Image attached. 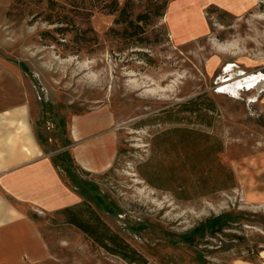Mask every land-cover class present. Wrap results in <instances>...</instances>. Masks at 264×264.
I'll return each mask as SVG.
<instances>
[{
    "label": "rangeland",
    "instance_id": "rangeland-1",
    "mask_svg": "<svg viewBox=\"0 0 264 264\" xmlns=\"http://www.w3.org/2000/svg\"><path fill=\"white\" fill-rule=\"evenodd\" d=\"M258 73L264 0H0V113L25 111L55 202L67 198L45 210L29 199L42 198L45 180L22 168L38 188L20 203L46 248L37 264H136L54 215L82 201L146 264H264V81L249 91L238 84ZM200 94L216 106L210 127L183 121L184 113L174 121L177 109L171 120L158 116ZM100 112L111 126L73 137V117ZM177 128L221 142L232 189L188 185L194 160L207 173L211 159L188 143L173 148ZM110 134L111 166L81 168L75 150ZM180 191L206 194L183 200L173 194Z\"/></svg>",
    "mask_w": 264,
    "mask_h": 264
},
{
    "label": "trees",
    "instance_id": "trees-1",
    "mask_svg": "<svg viewBox=\"0 0 264 264\" xmlns=\"http://www.w3.org/2000/svg\"><path fill=\"white\" fill-rule=\"evenodd\" d=\"M175 116L174 121H178V114H187V117L182 118L183 121L194 125H202L210 127L213 122V114L217 113L214 102L208 98L205 94L197 95L183 103L174 105L171 108L161 110L158 114L164 120H171L173 110ZM191 119V120H190ZM177 134L176 144L173 143V148L182 144H190L193 149V154L198 157L208 155L211 159V169L206 173L201 168V161L195 159L193 164L190 166L192 170L193 179L190 187L194 189L203 188L209 184L208 193L216 191L232 189L234 187V177L231 169L226 168L218 159V155L222 152L221 142L212 135L202 134V132L195 129L177 128L170 131V133ZM187 156L189 153L184 152ZM147 166V165H145ZM182 166H185L184 164ZM178 166H171L169 173L174 176L177 173ZM146 181L154 187H164L154 183L153 180L144 176ZM179 189H184L185 184H175ZM207 193V194H208ZM177 199H189L190 197H202L206 193L194 194L192 196L186 195L185 191L173 192ZM54 215L61 216L62 222L70 224L90 239H92L98 246L103 248L105 251L117 255L123 260L130 263L146 264L147 260L141 256L136 250H134L129 244H127L120 236L112 232L105 222L100 218L93 206L82 201L79 204L73 206H66L54 212ZM228 228L223 229H235L236 226H227ZM206 234L202 232L201 238H206ZM227 234H224L226 236Z\"/></svg>",
    "mask_w": 264,
    "mask_h": 264
},
{
    "label": "crops",
    "instance_id": "crops-1",
    "mask_svg": "<svg viewBox=\"0 0 264 264\" xmlns=\"http://www.w3.org/2000/svg\"><path fill=\"white\" fill-rule=\"evenodd\" d=\"M25 117V111L20 108L0 113V264H37L47 255L46 248L39 246L40 237L34 223L24 216L20 205L23 200L18 197L31 195L27 192L38 189L32 185L31 178L24 180L22 168L25 166L27 177L43 178L47 187L41 188L54 193L50 184L53 179L48 176L50 169L47 167L44 173L38 164L39 148L30 140ZM258 162L264 166V158H258ZM23 251H26L25 262Z\"/></svg>",
    "mask_w": 264,
    "mask_h": 264
},
{
    "label": "bare ground",
    "instance_id": "bare-ground-1",
    "mask_svg": "<svg viewBox=\"0 0 264 264\" xmlns=\"http://www.w3.org/2000/svg\"><path fill=\"white\" fill-rule=\"evenodd\" d=\"M262 81H264V75L258 73L241 80L238 84L239 86L247 87L246 90L249 91ZM111 125L112 119L107 112H100L95 115H87L82 118L73 117L71 121L72 134L73 137L77 139ZM112 144V134L99 137L94 141L78 147L74 152L75 159L81 168L92 173L108 169L111 166V161L113 158V151L110 149ZM48 176L53 179V175L50 173ZM23 196V194L18 195L19 198H23ZM53 196H55V193L52 194V191H46L43 193L41 199H38L36 196H29V199L33 200L37 204L41 203L44 207L49 209H53L56 206L62 204L63 201L67 200V198H65V200H59V202L56 203ZM38 243L41 248L45 249L44 244L40 239L38 240ZM25 255L26 251H23V262H25Z\"/></svg>",
    "mask_w": 264,
    "mask_h": 264
}]
</instances>
